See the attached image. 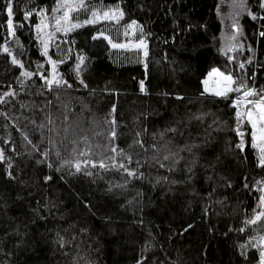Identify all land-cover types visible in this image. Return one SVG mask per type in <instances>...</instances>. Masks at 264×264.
Here are the masks:
<instances>
[{
  "label": "trees",
  "instance_id": "16d2710c",
  "mask_svg": "<svg viewBox=\"0 0 264 264\" xmlns=\"http://www.w3.org/2000/svg\"><path fill=\"white\" fill-rule=\"evenodd\" d=\"M239 1L95 0L144 47L87 23L45 53L57 0H0V264L260 263L264 160L202 82L217 67L264 87V0ZM234 22L242 68L221 49Z\"/></svg>",
  "mask_w": 264,
  "mask_h": 264
},
{
  "label": "rangeland",
  "instance_id": "374dc122",
  "mask_svg": "<svg viewBox=\"0 0 264 264\" xmlns=\"http://www.w3.org/2000/svg\"><path fill=\"white\" fill-rule=\"evenodd\" d=\"M237 1L240 3L239 0ZM39 15L36 29L45 53L57 33H65V31L87 23H107L109 27L119 28L124 39L114 42L115 45L142 48L145 45L142 38L133 37L136 29L133 22L119 26L123 15L118 6H102L95 0H57L52 7L42 9ZM239 28L238 22L232 23V28L224 31L220 39L221 49L229 52L228 56L234 58L238 66L242 68L247 64L250 56H242V51L248 46L245 45ZM48 59L51 64V78L56 79L58 77L56 62L50 57ZM202 82L206 92L232 95L233 106L236 107L240 120L247 119L251 125L253 144L257 149L259 159L264 160V87L249 88L245 85V76L234 77L231 72L217 67L211 68L203 77ZM263 259L264 256L257 264H262Z\"/></svg>",
  "mask_w": 264,
  "mask_h": 264
},
{
  "label": "snow or ice",
  "instance_id": "6c2138e0",
  "mask_svg": "<svg viewBox=\"0 0 264 264\" xmlns=\"http://www.w3.org/2000/svg\"><path fill=\"white\" fill-rule=\"evenodd\" d=\"M8 11H9V13H11V8H9L8 9ZM107 15V14H106ZM262 35H264V33H262ZM143 43V42H142ZM115 46V45H114ZM5 51H7V49H5ZM57 83H59V82H57ZM141 88H142V90H143V82H141ZM112 136L114 137L115 136V132L113 131V133H112ZM240 146H242V145H240ZM113 151H114V149H113ZM101 166H103V165H101ZM77 167V169L79 170V165H77L76 166ZM257 219H260V216L258 215L257 216Z\"/></svg>",
  "mask_w": 264,
  "mask_h": 264
}]
</instances>
